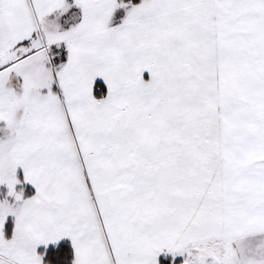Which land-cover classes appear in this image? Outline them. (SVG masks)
I'll list each match as a JSON object with an SVG mask.
<instances>
[{"label": "snow or ice", "instance_id": "6c2138e0", "mask_svg": "<svg viewBox=\"0 0 264 264\" xmlns=\"http://www.w3.org/2000/svg\"><path fill=\"white\" fill-rule=\"evenodd\" d=\"M0 264H264V0H0Z\"/></svg>", "mask_w": 264, "mask_h": 264}]
</instances>
